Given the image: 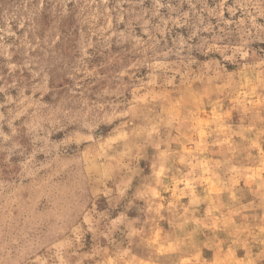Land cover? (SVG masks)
Wrapping results in <instances>:
<instances>
[{"label": "rangeland", "instance_id": "1", "mask_svg": "<svg viewBox=\"0 0 264 264\" xmlns=\"http://www.w3.org/2000/svg\"><path fill=\"white\" fill-rule=\"evenodd\" d=\"M0 264H264V0H0Z\"/></svg>", "mask_w": 264, "mask_h": 264}]
</instances>
